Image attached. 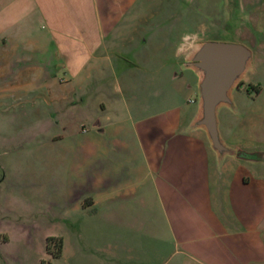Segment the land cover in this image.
I'll list each match as a JSON object with an SVG mask.
<instances>
[{
  "label": "rangeland",
  "instance_id": "rangeland-1",
  "mask_svg": "<svg viewBox=\"0 0 264 264\" xmlns=\"http://www.w3.org/2000/svg\"><path fill=\"white\" fill-rule=\"evenodd\" d=\"M110 2L102 6V53L76 75L55 68L37 16L10 36L0 31V264H96L103 226L90 202L127 168L153 165L145 142L157 138L146 126L155 135L158 119L199 102L198 76L187 66L199 44L251 51L232 105L218 113L226 144L241 147L243 119L264 113V0ZM11 36L24 42L15 47ZM236 163L255 174V163L224 165Z\"/></svg>",
  "mask_w": 264,
  "mask_h": 264
},
{
  "label": "crops",
  "instance_id": "crops-1",
  "mask_svg": "<svg viewBox=\"0 0 264 264\" xmlns=\"http://www.w3.org/2000/svg\"><path fill=\"white\" fill-rule=\"evenodd\" d=\"M105 3L111 4L0 0V31L10 36L27 17L37 16L54 45L55 68L76 75L102 53ZM17 38L10 37L15 47L24 42ZM190 104L195 107L158 119L155 135L146 126V134L157 138L145 142L153 165H141L135 174L127 168L109 194L97 189L99 196L90 202L103 226L98 228L96 264H264V113L243 119L241 147L229 146L219 134L241 157L219 156L206 132L194 124L199 102ZM227 158L255 163V174L246 165H224Z\"/></svg>",
  "mask_w": 264,
  "mask_h": 264
},
{
  "label": "water",
  "instance_id": "water-1",
  "mask_svg": "<svg viewBox=\"0 0 264 264\" xmlns=\"http://www.w3.org/2000/svg\"><path fill=\"white\" fill-rule=\"evenodd\" d=\"M251 51L238 43L206 41L191 53L187 66L197 74L199 117L195 126L206 132L212 149L219 155L241 157L240 151L225 146L219 136L217 112L232 105L230 93L248 69ZM96 121L95 126H98Z\"/></svg>",
  "mask_w": 264,
  "mask_h": 264
},
{
  "label": "trees",
  "instance_id": "trees-1",
  "mask_svg": "<svg viewBox=\"0 0 264 264\" xmlns=\"http://www.w3.org/2000/svg\"><path fill=\"white\" fill-rule=\"evenodd\" d=\"M55 240L57 242V251L55 253V256H59L61 252V247H62V239L61 238H56L52 239V241Z\"/></svg>",
  "mask_w": 264,
  "mask_h": 264
}]
</instances>
